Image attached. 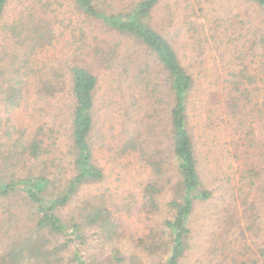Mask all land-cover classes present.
<instances>
[{"label": "rangeland", "instance_id": "1", "mask_svg": "<svg viewBox=\"0 0 264 264\" xmlns=\"http://www.w3.org/2000/svg\"><path fill=\"white\" fill-rule=\"evenodd\" d=\"M43 1L50 2L54 14L40 16V0H7L0 20V68L10 62L3 53H10L11 49L3 28L18 20L20 13L27 10L54 25L49 45L23 50L13 47L29 68L26 100L20 108L7 111L0 97V144L6 146L8 139H15L18 129L32 132L39 124L37 120H43L44 147L48 149L42 160L57 193L68 174L69 92L66 89L54 97H40L38 80L41 75L49 79L53 70H63L65 74L74 64L89 69L97 77L92 155L103 170L104 179L84 186L60 215L65 221L70 220L84 202L105 207L116 219L119 237L108 240L98 227L87 226L81 248L72 244L69 251L79 247L87 261L102 262L114 245L125 256L134 254L146 260V246L138 239L148 244L145 238L149 230L159 232L169 216L166 205L174 183L175 163L167 150L165 132L167 106L155 102L158 98L163 100V89H154L155 85H162L163 74L155 61L129 40L84 21L68 0ZM162 5L165 7L156 14L157 29L183 63H205L204 69L197 65L199 69L194 73L199 86L190 126L198 170L212 197L193 208L188 221L191 248L181 264H264V119H260L258 111L264 110V84L259 80L261 83L250 87L251 101L231 91L244 106L233 116L225 109L217 111V100L210 99L211 93L216 97L217 93L223 94L224 88H231L226 82H233L234 73L252 74V69L259 67L264 59V16L245 0H164ZM199 42L203 45L198 47ZM22 67L26 71L24 64ZM210 121L214 123L211 127ZM50 126L54 127L52 132L47 130ZM128 140L133 149L122 153L120 148ZM240 143L244 145L241 147ZM156 159L162 161L161 177L153 173L150 165ZM38 162L36 165L41 168L42 162ZM252 168L260 171L259 177L250 174ZM155 184L152 200L156 206H152L146 188ZM0 217L6 220L1 212ZM15 223L12 224L19 229L17 236L23 231ZM2 224L1 248L15 234L12 228L3 237L1 225L5 229L6 221ZM63 240L58 238L60 243Z\"/></svg>", "mask_w": 264, "mask_h": 264}, {"label": "trees", "instance_id": "2", "mask_svg": "<svg viewBox=\"0 0 264 264\" xmlns=\"http://www.w3.org/2000/svg\"><path fill=\"white\" fill-rule=\"evenodd\" d=\"M68 1L84 21L93 22L102 30L123 37L137 46L155 61L163 74L162 85L160 87L155 85L154 89H163V100L158 98L155 102L156 105L163 103L167 106L165 108L167 150L175 163L172 194L166 205L169 216L163 220L159 232L150 229L148 235H145L148 244L138 239L143 247L146 246L143 251L146 260L134 254L125 256L114 245L111 246L110 255L102 262L87 261L83 257L80 248L83 245L85 227H98L108 240L117 237L119 233L115 218L111 217L105 207L88 206L84 202L85 204L78 208L76 216L70 220L65 221L60 215L61 210L75 200L84 186L99 184L104 179L103 170L96 165L93 158L91 145L97 77L84 66L70 65L65 74L63 70H53L49 79L41 75L37 85L40 97L44 95L54 97L59 91L66 89L69 92L66 139L68 165L65 171L68 174L59 191L54 192L53 181L47 174L46 163L42 160L48 149L44 147L43 131L46 123L43 120L42 123L37 120L39 124L32 132H28V129H18L15 139H8L6 146L0 144V212L1 216L6 218L4 220L0 217V224L2 221H6L7 224L5 229L3 224L1 225V231H4L3 237H6L8 231L12 228L15 230L12 238L7 239L2 248L0 247V264H181L191 248L188 221L193 208L212 197V193L203 185L198 170L193 128L190 126L192 118L190 113L194 109L199 86L194 73L199 69H196L197 65L204 69L205 63L203 61L183 63L173 45L157 29L156 14L159 8L165 7L162 5L164 0ZM245 1L254 5L264 16V0ZM39 3L40 16L46 15L47 12L54 14L55 10L51 8L49 1L40 0ZM6 4L7 0H0V20ZM53 27L52 22H46L24 10L18 20L3 28L8 34V43L11 47L10 53H3V57L9 58L10 62L0 68V97L3 99V108L7 111L18 109L24 104L27 91L25 78L29 70L26 61L20 58L13 47L23 50L49 45ZM201 45L203 44L199 42L196 46ZM262 47L264 58V44ZM19 60L23 61L26 71L23 72ZM147 69L148 67L145 70ZM251 73L246 74L245 71L234 73L233 82H226L231 85L229 90L226 91L224 88L223 94L217 93L216 97L213 93L210 94V99L218 102L217 111L225 109V113H232L233 116L240 112V107H244L240 99H235L231 95L233 90L251 101L250 87L256 85L259 80L264 84V59L257 70L252 69ZM254 89L255 87L252 90ZM154 92L159 93L157 90ZM220 98L225 100L224 103ZM261 105L264 108V99ZM258 111L260 119H264V110ZM217 119L219 121L220 114L217 115ZM213 124L210 121L209 127ZM50 127L47 129L48 132H52L54 128ZM242 143L241 147L244 145ZM131 145L132 142L128 140L121 146L120 151L125 153L128 149H133ZM39 160L42 162L41 168L36 165ZM161 162L160 159L150 162L153 173L160 177ZM250 171L251 175L260 176L257 169L252 168ZM252 179L253 176H250L249 183L253 186L255 182ZM155 186L156 184L149 185L146 188V194L150 198L148 201L152 206H156L154 199L152 200V194L156 191ZM13 222H16L23 233L16 236L19 229L12 224ZM59 237L64 239L63 242L58 241ZM51 240L57 242L51 243ZM72 244L80 248L69 251ZM68 253L69 256L66 257ZM149 256L155 260L150 261Z\"/></svg>", "mask_w": 264, "mask_h": 264}]
</instances>
